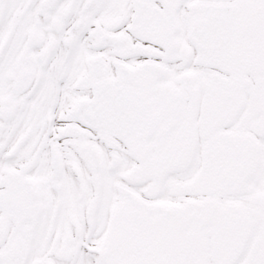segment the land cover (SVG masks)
<instances>
[{"label":"snow or ice","instance_id":"obj_1","mask_svg":"<svg viewBox=\"0 0 264 264\" xmlns=\"http://www.w3.org/2000/svg\"><path fill=\"white\" fill-rule=\"evenodd\" d=\"M0 264H264V0H0Z\"/></svg>","mask_w":264,"mask_h":264}]
</instances>
